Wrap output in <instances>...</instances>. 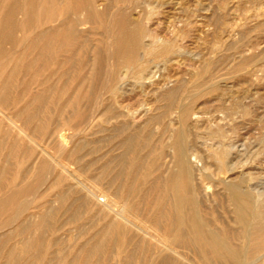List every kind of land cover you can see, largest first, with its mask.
Here are the masks:
<instances>
[{
  "label": "rangeland",
  "instance_id": "rangeland-1",
  "mask_svg": "<svg viewBox=\"0 0 264 264\" xmlns=\"http://www.w3.org/2000/svg\"><path fill=\"white\" fill-rule=\"evenodd\" d=\"M99 1L98 8L102 13L95 18H89L88 21H85L83 24L77 25L78 27L75 26V31L77 30L79 32L76 31L70 35L66 34L69 28L68 26H70L69 23H65V25L60 23L58 25V20L55 22L52 20L55 17L62 18L64 14L63 11L67 9L74 10L78 17H84L87 11L84 9L87 8V0H0V83H3L6 77L7 82L8 79L14 75L7 83L4 81V84L6 83L8 86L5 85L2 87L0 84L2 90L4 89V91H1L0 88V96L2 97H0V101L4 98V100L1 101V103L3 102L1 105L4 106V112L7 116L16 119L17 125L24 126L27 133H34L32 135H35V144L37 143V145H35L25 137L20 138L17 136V133L13 128H10L5 120L0 122V174H4V177L0 175V182L4 179L3 184L2 182L0 183V197L9 191L20 190V195L12 205L0 211V235L5 233L3 238L0 236V250L2 251L6 250L8 247H13L16 253L21 252V241L26 234L25 232H17L18 225L21 222H26V220L30 223L37 222V216L44 206L48 204L56 206L58 204L56 203L57 201L54 200V194H56V191L60 192L68 188L69 186L67 185H71L72 181L58 175V173L60 174V170L57 162L65 161L66 159L63 158L68 156L67 160H70V162L68 161L70 163L69 169L73 171L77 168L76 164L73 163L74 160L71 159L73 156H69L71 147L75 149L73 155L82 156L80 161L83 163L80 162L81 165L91 163L90 167H85L86 171L83 172V170H85L84 167V169H80V171L83 172H80L82 174L80 175L81 179H84L87 175L96 174V172H98L96 169H98L102 162L108 159L110 160L111 156V160L112 158L114 159L120 156L126 157L124 158L127 159L124 161L127 164L125 166H128L126 169H129V166L132 165V163L130 164L129 162H134L131 168L136 177L137 194L133 196V211L138 218L136 217L133 220L137 225H144L145 227H157V225L160 224L161 230L164 231L165 225L163 224H165V222L158 219V215H160L161 211L166 212V209L168 211V207L170 206H167L168 200L165 198L167 196L164 192H162V196H164L163 194H165V196L161 198V192H159V190L161 191L162 188L159 187L161 186L162 179L165 180L164 177L167 176V173L173 165V150L170 148L169 142L172 141L175 132L183 128L184 131H182L185 133L186 138L184 145H187L186 147L189 145L190 148L188 147L187 149H189L192 154L190 155L189 152L191 156L190 159L197 163L194 164H196V166L198 165V168L202 170L201 172L203 174H201L202 176L197 175V182L200 183L197 184L199 189L197 198L199 202V214L203 217L202 219L205 220V224L211 227V229H216L219 233L223 232L228 240L232 236V241H229L232 245L234 243L236 247L239 245L238 247L242 248L249 242L248 245H251V247L254 242V245H259L258 242L264 240V234L259 232L255 233L256 231H254L253 227L256 225L255 222L264 221V204L263 202H255L256 198L258 200L256 192H264V0ZM15 5L18 7L17 11L13 10L16 8ZM140 5L142 8L146 9H142ZM12 6H14V8ZM115 6L117 9H115ZM123 7L124 9H120ZM126 10L127 12L129 11L128 14ZM11 11L12 13L16 11L15 18L12 17L15 19L13 21L10 18L13 15H9ZM105 13L108 16H106ZM118 14L121 18L124 14V18H129V20L133 19L137 22V25H140H138L139 27L149 28L155 35H158L163 40L171 39V41L173 40L175 43L174 53L170 51L166 54H155L154 56L152 54V56L149 55V58L147 55L144 58H148L147 60H149L145 62L149 64L145 67L147 68L145 72H148V70L151 71L148 77L153 83L148 81V77L138 82L139 72L141 71L140 65H138L139 62L135 58V61L132 63H138H136V65L133 64V66L130 63L132 67L130 70L132 72L130 71L131 74L130 72L127 74L125 85L128 86L126 88L129 90L127 89L121 102L119 100L121 107H117L118 105L113 101L112 92L111 95L110 90H106L109 88L106 86L104 80L105 77H107L104 73H109L110 68L112 69L111 71L114 69L117 70V68H115L116 62L113 60H111L113 61L111 63H107V61L104 62V60H106L105 50L108 48V45L106 46V44H108V41L106 42L108 33L104 31L111 16L112 21L116 22L120 19ZM138 14L141 15H139L141 18L138 17ZM8 15L9 17H7ZM136 15L137 18L135 20ZM146 16H148V18H146ZM73 17L74 16L71 18ZM8 18L11 21L7 22L9 20ZM14 21H16L15 24H13ZM68 21H70V19ZM97 21H99L98 24ZM103 21L107 22L104 24ZM94 24H96V26H94ZM11 25L15 26L12 27ZM63 25L65 26L64 28ZM55 27L56 29L59 28L56 30L59 31V33H54L53 37L59 35V39H57L58 37H55V40L53 37L52 39L50 36H43L36 42L35 39H37L39 33L44 32L43 30L45 29L50 30V28L55 30ZM85 29H88L89 32L85 31ZM60 31L62 33H60ZM8 34H10L11 37ZM65 34L68 35L67 38H65ZM5 35L8 36L4 37ZM45 38L47 40L50 39L48 41L51 43L54 40L53 44L50 43L48 46L49 42ZM68 38H72L71 41H68ZM62 39L66 41L63 42ZM33 40H35L36 44L32 42ZM146 40H148L147 37ZM101 41L104 42L102 43ZM45 43L49 51L50 49L52 50L50 51L51 53L48 50L46 51L48 48L45 45L43 46ZM40 45L42 48L38 49L37 47ZM93 47L96 49H93ZM86 49L87 51L90 50L87 52ZM177 51L179 54L177 53L176 55ZM41 52H43L42 54L44 55H42ZM102 52H104V54ZM37 53L38 55H42L39 56L40 59ZM95 53L96 57L94 56ZM99 53L101 56H105L103 57L105 59L98 55ZM140 53L141 51L139 49L138 55ZM45 54L46 56L51 54L50 56L52 57H46ZM160 55L162 56L160 57ZM43 57L46 58L44 59ZM88 57L91 59L89 58V60ZM43 59L44 62L47 59L46 64L41 62ZM69 59L71 63L68 62ZM101 60H103V65L107 66V64H109L108 67L110 68L107 67V71H105L106 67H103ZM92 62H95V65L92 64ZM97 63H101V70L104 69L105 71H101L104 75L102 73L99 74V77L101 76L102 79L97 78L100 82L95 78L98 75V73H95L98 72L96 69ZM48 64L51 66H48ZM52 66L54 68H52ZM74 66L77 69L74 68ZM119 67L124 68L122 64H119L118 68ZM14 68L17 70H14ZM11 69L13 72H17L13 73ZM70 70L72 71L70 72ZM153 70L154 74L152 72ZM68 71L71 75L73 74L72 77ZM9 72L10 77H8ZM92 72L93 75L90 76ZM61 74L62 77H59ZM136 74L138 75L136 76ZM78 77H80V79ZM136 77L138 79H136ZM143 82V86H140ZM89 83L91 84L90 86L95 83L98 88L95 87L96 85L94 84L95 86L93 85V87L95 91H93L94 89L93 87H89ZM129 83H132L134 86ZM145 84L147 87H145ZM103 85L105 86L103 87ZM172 88L175 90H172ZM83 89L88 91L86 92ZM172 91L176 92L172 93ZM85 92L86 94L88 93L89 97L86 96ZM91 93L92 95L94 94V97ZM167 93H170V95ZM37 94L39 95L37 96ZM98 94H100V97ZM80 96H84L87 101H85L84 97L81 98ZM95 97L97 99H95ZM80 98L82 99L81 101ZM110 99L111 101H109ZM69 100L71 101L68 102ZM74 101L75 103L79 102L77 103L78 105H76ZM67 103L68 105L66 106ZM113 103L116 104V108L112 106L114 110L110 109L111 106H109L114 105ZM34 104L37 105L34 107ZM99 104L102 105L98 106ZM39 105L40 107H37ZM32 106L34 108H31ZM19 107L22 110L24 108V112H21L22 114L20 113V109H18ZM28 108H30L31 111ZM122 108L125 110L124 112ZM184 108L185 111L188 110L185 112ZM120 110L122 111V115L119 114L120 116L118 117V112H121ZM183 112L186 114H182ZM190 113H192V115ZM33 114L35 115L33 116ZM16 115L19 116L16 117ZM29 115H32L33 118L31 119L32 116L30 117ZM185 115L186 117H183ZM24 116H27L28 121L30 118V121L28 122ZM51 129L52 131L61 130L57 132H61L60 134L66 137L65 140L68 143V147L71 145L69 147L70 150L68 149L69 151H61L58 146L57 137L54 138L57 132H52ZM50 132H52L54 136ZM49 133L52 136H50ZM72 133L73 135H77L78 133L77 136L75 135L76 138L78 137V142L76 138L72 139L68 136V134L72 135ZM73 141L77 143L75 144ZM79 146L80 148L82 146L81 151ZM165 147L167 148L164 149ZM223 147L226 150H224ZM161 149H164V152ZM76 151H79L77 152L78 154ZM7 152L9 154H7ZM61 152L63 153L61 154ZM160 154L163 155V157H161ZM158 155L160 156L159 158H157ZM165 155L166 158L164 157ZM101 157L104 158L102 159ZM169 160L171 163H169ZM90 161H93V163ZM51 162H53V164H51ZM41 163L44 165H41ZM49 163L52 166H50ZM153 164H156V166ZM149 166L153 167L149 168ZM45 167L46 169L47 167L48 169L51 168L49 169L50 171L46 170ZM55 167V171L57 170V172L52 175ZM92 167L94 170H92ZM149 169L150 171H148ZM2 171L5 172L3 173ZM45 176H47V179ZM45 180L48 182H44ZM59 180H62V182ZM137 180L139 181L137 182ZM67 181L70 182V184ZM55 183L57 184L55 185ZM233 184L234 187L235 185L236 188L238 187L237 189L239 191L242 193L244 192L243 194H245L246 200L244 199L245 201L243 200V203V198L237 199L240 201H235V203L234 199H230L233 197L229 189L232 190ZM138 185L140 189L137 188ZM224 185L232 186L231 188L227 186V188H229L227 189ZM137 189H139V191ZM245 191L247 194L251 193L252 196L250 197V195H247ZM253 195H255V197ZM124 198H126L124 195L119 194V200L121 199L123 201L125 200ZM156 198L159 200H156ZM248 199L255 200L251 203ZM158 201L159 203H157ZM160 201L161 204L163 203L162 205ZM230 201L234 205L231 204ZM236 202L239 207L242 206V208L240 207L241 209L235 206ZM137 204L139 207L136 206ZM233 207L237 210L239 209L237 212L242 211L241 213L244 215V218H246L244 219L245 221H242V224L247 222V225L243 224V226L240 224L241 222H239L237 216H235V214H237L235 213L236 209L234 210ZM250 208H253V211L252 209L250 210ZM259 214H262L263 217L260 216L262 217L260 218ZM233 216L234 220H232ZM251 216L252 219H250ZM235 217L237 219H235ZM256 218L259 221H257ZM11 220H13V222L10 225ZM150 222H154L153 225ZM253 223L254 226L252 227ZM58 224V220L51 218L49 225L45 227L44 233L46 235L44 234V244L47 246L43 248L42 254L46 255L45 257H49L54 255L56 251L61 250V254L66 255V258L61 260L58 264H82L81 262L72 261L70 257L78 250L81 244L90 237V234H92L90 233L92 230L88 229L90 225H87V230L85 228L87 231L85 234L84 229L83 231H80V228L73 230L72 228L74 227L72 224H65L59 232H56L54 228L58 226ZM247 228H250L248 230L250 233L245 232ZM34 231L35 230L32 232L34 234L33 236H38V234H40V231L36 230L39 233ZM245 236L248 237L246 238ZM54 238L58 241L55 242ZM248 238L251 239L249 240ZM246 240L249 242L246 243ZM114 244L115 245H113V242L110 243L106 248V252L94 255L91 258L92 262H99L100 264L178 263L176 259L169 254L166 255L171 259L165 255L154 257L150 245L146 241H142L141 238L132 231L126 233L121 245ZM262 245L259 246L260 249L255 251L256 254L253 253L250 255L251 258L249 257L246 259L244 262L245 264H249L253 261L254 264H257L256 259L264 255V245ZM189 249V247L188 251L187 248L184 249L187 251V256L192 255ZM163 257L168 260L162 263ZM2 260L3 259H0V262ZM178 261L179 264H181V260ZM214 261L216 263L218 260L215 258ZM56 262L58 261L56 260ZM218 262L216 264H218ZM223 262L224 261H221L219 264H223ZM224 264L229 263L227 261Z\"/></svg>",
  "mask_w": 264,
  "mask_h": 264
},
{
  "label": "bare ground",
  "instance_id": "bare-ground-1",
  "mask_svg": "<svg viewBox=\"0 0 264 264\" xmlns=\"http://www.w3.org/2000/svg\"><path fill=\"white\" fill-rule=\"evenodd\" d=\"M67 1H70V0H67ZM80 2V1H79ZM98 2H100L99 0H87V8H84L86 9V15L83 17H78L76 12L72 9H67L66 11H63L64 14L62 16V18H58V17H55L52 21H56L58 20L59 23H57L58 25L61 23V24H64L65 23H69L70 26H68L69 28L67 29V33L66 34H73L75 33V26L78 27L77 25L79 24H83L85 21H88L89 18H95L96 16H99L102 12L99 10L98 8ZM70 3V2H69ZM80 4V3H79ZM113 4V3H112ZM148 5V4H147ZM146 5V6H147ZM16 6V5H15ZM65 6V5H64ZM128 6V4H127ZM139 6V5H138ZM141 6V5H140ZM14 8V6H12ZM11 7V8H12ZM22 7V6H21ZM67 7V6H66ZM81 7V5H80ZM134 7V6H132ZM144 7V6H143ZM17 6L15 9L13 10H16L17 11ZM108 8V7H107ZM126 8V6H125ZM131 8V7H130ZM142 8V6H141ZM151 8V7H150ZM80 9V8H79ZM114 9V8H113ZM115 9H117V7L115 6ZM114 9V10H115ZM120 9H124L123 8H120ZM132 9V8H131ZM142 9H146V8H142ZM141 9V10H142ZM12 10V9H10ZM9 10V11H10ZM16 11H14V13H11L9 15H13L11 16V20H15L13 19L12 17L15 16V13ZM119 11V10H118ZM135 11V10H134ZM143 11V10H142ZM112 12V11H110ZM114 12V11H113ZM120 12V11H119ZM129 12V11H128ZM127 10H126V13L128 14ZM20 13V12H19ZM107 13V12H106ZM105 13V14H106ZM125 13V12H124ZM139 13V12H138ZM143 13V12H142ZM141 13V14H142ZM110 14V13H108ZM115 14V13H113ZM150 14V12H149ZM147 14V15H149ZM152 14V13H151ZM9 15L7 17H9ZM119 15V14H118ZM134 15V14H133ZM140 14H138V17ZM72 16H74L73 18H71ZM103 16V15H102ZM106 16H108L106 14ZM111 16V15H110ZM120 16V15H119ZM70 17V18H69ZM105 17V16H104ZM104 17H103V20H104ZM126 17V16H125ZM134 17V16H133ZM15 18V17H14ZM108 18V17H107ZM112 18V16H111ZM111 18H109V22L107 21H103L104 24L107 22L106 24V29L104 32L108 33V36H107V40L106 42L108 41V44H106V46L108 47L106 50H105V56H101L100 53L98 55H100L102 58L105 57L106 60H104V62L107 61L108 62H116V66L113 71H111L112 69L110 67H108L109 64H107V66L103 65V60H101L102 62V65L103 67H106L105 68V71H107V67L110 68L109 70V73H104L106 74L105 76V82H106V86L109 88V89H106V90H110V94L112 92L113 94V101L118 105L117 107H121V100L122 98L124 97V95L126 94V91L128 88V86H125L126 85V77H127V74H129V72L131 71L130 68L132 69V67L130 66V63L133 64L132 62H134L135 58L137 59V61L139 62H135L134 65H136V63H138V65H140V72H139V81L138 82H141V80H145L148 76H150V72L148 70V72H145L147 71L145 68L147 66L148 63H145L149 60H147L149 58V55L153 56L156 54H166L168 52H172L173 50H175L174 46H175V43L173 42V40L171 41V39H165L163 40L161 37H159L158 35H155L149 28H142L139 27L136 23V21H134L133 19L129 20V18H124V14L121 18L120 16V19L118 21H112ZM137 18V15L135 17V20ZM141 18V17H140ZM146 18H148V16H146ZM9 19V18H8ZM70 19V21H68ZM6 20V19H5ZM10 19L7 21H11ZM107 20V19H105ZM117 20V19H116ZM139 21V20H138ZM16 21H14L13 24H15ZM99 21H97V24H98ZM102 22V20H101ZM134 22V23H133ZM11 23V24H12ZM90 23V22H89ZM92 23V21H91ZM95 23V22H94ZM140 23V22H139ZM17 24V23H16ZM103 24V23H102ZM146 24V23H145ZM9 25V24H8ZM56 25V24H55ZM63 25V28L65 27ZM86 25V24H84ZM83 25V27H84ZM88 25V24H87ZM108 25V26H107ZM142 25V24H141ZM12 27L15 26V25H11ZM61 26V25H60ZM82 26V25H81ZM80 26V27H81ZM94 26H96V24H94ZM105 26V25H104ZM168 26V25H167ZM58 27V26H56ZM56 27L54 28L55 30H52L50 28V30L48 29H45L43 30L44 32H41L38 34L37 36V39L36 42L38 41V39H41L43 36H50L51 38L53 37L54 33H59V31H56L58 29H56ZM62 27V26H61ZM101 29V28H100ZM104 29V27H103ZM178 29V28H177ZM41 30V31H42ZM62 30V29H60ZM81 30V29H80ZM85 31H88V29ZM93 31V30H92ZM79 32V31H77ZM82 32V31H81ZM89 32V31H88ZM87 32V33H88ZM60 33H62L60 31ZM106 33H105V36H106ZM173 33V32H172ZM174 33H175V30H174ZM65 34V35H66ZM10 36V34H8ZM8 35H5L4 37L8 36ZM80 35V34H78ZM174 35V34H173ZM59 36V35H58ZM55 35V37H58ZM68 35L65 36V38H67ZM76 36V35H74ZM11 37V36H10ZM9 37V38H10ZM49 37V38H50ZM53 37V38H55ZM70 37V36H69ZM73 37V35H72ZM77 37V36H76ZM146 37L148 38V40H146ZM173 37V36H172ZM52 38V39H53ZM75 38V37H74ZM106 38V37H104ZM177 38V37H175ZM46 39V38H45ZM59 39V37L57 38ZM69 39V38H68ZM72 38H70L68 41H71ZM35 40H33L32 42H35ZM47 40V39H46ZM45 40V41H46ZM50 40V39H48ZM47 40V41H48ZM56 40V38H55ZM87 40V39H86ZM7 41V40H6ZM11 41V40H10ZM62 41H66V40H63ZM61 41V43H62ZM88 41V40H87ZM35 42V44H36ZM40 42V40H39ZM49 42V41H48ZM54 42V40H53ZM53 42H49L48 46L51 44H53ZM89 42V41H88ZM99 42V41H98ZM102 42V41H101ZM104 42V41H103ZM102 42V43H103ZM42 43V42H41ZM44 43V42H43ZM100 43V42H99ZM40 44V43H38ZM64 44V43H63ZM101 44V43H100ZM105 44V43H104ZM103 44V45H104ZM31 45V44H30ZM46 46V43L43 44V46ZM84 45V44H83ZM89 45V44H88ZM87 45V46H88ZM37 46V45H36ZM53 46V45H52ZM51 46V48H52ZM86 46V44H85ZM92 46V45H91ZM98 46V45H97ZM105 46V47H106ZM34 47V45H33ZM47 47V46H46ZM45 47V48H46ZM96 47V45H95ZM93 47V49L95 48ZM103 47V46H101ZM36 48V47H35ZM38 49L39 48H42L41 45L37 47ZM43 48V49H45ZM48 48V47H47ZM89 48V47H87ZM91 48V47H90ZM104 48V47H103ZM96 49V48H95ZM101 49V48H100ZM141 51V53L138 55V51ZM41 50V49H40ZM39 50V51H40ZM49 51V48L46 49V51ZM82 50V49H81ZM90 50V49H89ZM88 50V51H89ZM99 50V48H98ZM178 50V49H177ZM42 51V50H41ZM50 51H52L50 49ZM49 51V52H50ZM84 52L86 51L83 50ZM87 51V52H88ZM101 51V50H100ZM86 52V53H87ZM96 52V51H95ZM175 51H173L174 53ZM43 52H41L42 54ZM45 53V52H44ZM47 53V52H46ZM51 53V52H50ZM53 53V52H52ZM104 54V52H102ZM178 51L176 52V55H177ZM179 54V53H178ZM38 55V53H37ZM44 55V54H42ZM42 55H38L39 56H42ZM49 55V54H48ZM51 55V54H50ZM45 56L46 57H52V56ZM96 55V53L94 54V56ZM148 55V58L147 59H144L146 56ZM87 56V55H85ZM92 56V55H91ZM93 56V57H94ZM99 56V57H100ZM137 56V57H136ZM150 56V57H151ZM162 55H160L161 57ZM36 57V55H35ZM45 57V58H46ZM71 57V56H70ZM92 57V59H93ZM96 57V56H95ZM44 58V57H43ZM44 58V59H45ZM90 57H88L89 59ZM98 58V57H97ZM103 58V59H105ZM153 58V57H152ZM159 58V57H158ZM40 59V57H39ZM44 59L43 61V64H46V59L45 62H44ZM65 59V58H64ZM67 59V58H66ZM71 59V58H70ZM70 59L68 62H70ZM85 59V58H84ZM87 59V60H88ZM91 59V58H90ZM89 59V60H90ZM101 59V58H100ZM99 59V60H100ZM139 59V60H138ZM154 59V58H153ZM38 60V59H37ZM113 60V61H111ZM146 60V61H145ZM166 60V59H165ZM65 61V60H64ZM63 61V63H65ZM94 61V60H93ZM97 61V60H96ZM95 61V62H96ZM53 62V61H52ZM83 62V61H82ZM95 62L92 64L95 65ZM31 63V62H30ZM49 63V62H48ZM62 63V64H63ZM71 63V62H70ZM99 63V61H98ZM97 63V64H98ZM124 63V64H123ZM152 63V62H151ZM55 64V63H54ZM58 64V62H57ZM56 64V66H57ZM91 64V65H92ZM101 64V63H100ZM98 65L96 66L97 68V71L98 72H95L96 74L98 73L97 77H95L96 79L98 78H101V76L99 77V74L102 73L101 71H104L101 70V65ZM106 64V63H105ZM119 64H122L124 66V68H121L119 66ZM50 64H48L49 66ZM53 65V63H52ZM66 65V63H65ZM80 65V64H79ZM88 65V64H87ZM149 65V64H148ZM17 66V65H16ZM51 66V65H50ZM86 66V65H85ZM89 66V65H88ZM111 66V65H110ZM64 67V66H63ZM81 67H82V64H81ZM80 67V68H81ZM156 67V66H154ZM52 68H54L52 66ZM51 68V69H52ZM72 68V67H71ZM74 68H76L74 66ZM83 68H84V65H83ZM114 68V67H113ZM136 68H139V67H136ZM135 68V69H136ZM152 68V67H151ZM56 69V67H55ZM77 69V68H76ZM14 70H17L14 68ZM73 70V69H72ZM70 70V72L72 71ZM11 71L13 72V70L11 69ZM75 71V70H74ZM104 71V72H105ZM124 71V72H122ZM11 72V73H12ZM17 71H14L13 73H15ZM55 72V70H54ZM57 72V71H56ZM62 72V71H61ZM60 72V73H61ZM69 72V71H68ZM67 72V74H68ZM69 72V74H70ZM76 72V71H75ZM132 72V71H131ZM130 72V74H131ZM153 74H154V70L152 71ZM12 73V75H13ZM53 73V72H52ZM59 73V75H60ZM88 73V72H87ZM10 74V72L8 73V75ZM66 74V73H64ZM103 74V73H102ZM103 74V75H104ZM126 74V75H125ZM152 74V73H151ZM11 75V76H12ZM71 75V74H70ZM73 75V74H72ZM71 75V77H72ZM93 75V72L92 74H90V76ZM95 75V74H94ZM138 74H136L137 76ZM77 76H80V75H77ZM6 77V76H5ZM10 77V75L8 76ZM14 77V75H13ZM13 77H10V78H13ZM59 77H62V74L61 76ZM86 77V76H85ZM83 77V78H85ZM131 77V76H130ZM7 78V77H6ZM6 78L3 80V83H0L1 86H5L6 83L9 81L6 82ZM80 79V77H78ZM91 78V77H90ZM94 78V77H93ZM94 78V79H95ZM134 78H135V75H134ZM149 78V77H148ZM65 79V78H64ZM68 79V77H67ZM97 79V80H98ZM102 79V78H101ZM136 79H138L136 77ZM83 80V79H81ZM93 80V79H92ZM91 80V82H92ZM128 80V79H127ZM134 80V79H132ZM155 80V79H154ZM153 80V81H154ZM4 81L6 82L4 84ZM44 81V80H43ZM137 81V80H136ZM149 82H152V80L149 78L148 80ZM147 81V82H148ZM156 81V80H155ZM158 81V80H157ZM1 82V81H0ZM82 82V81H81ZM98 82H100L98 80ZM137 82V83H138ZM10 83H11V80H10ZM135 83V82H133ZM153 83V82H152ZM157 83V82H156ZM215 83V82H214ZM3 84V85H2ZM9 84V83H8ZM95 83H93L94 85ZM97 84V82H96ZM95 84V85H96ZM130 85L132 83H129ZM127 84V85H129ZM144 82L142 84H140V86H143ZM147 84V83H146ZM145 84V87H147ZM89 87H93L90 86L91 84L89 83L88 84ZM94 85V86H95ZM139 85V83H138ZM153 85V84H152ZM214 85V84H213ZM0 86L1 88V91H4V89L2 90V87ZM8 86V85H6ZM105 85H103L104 87ZM132 86H134L132 84ZM139 86V87H140ZM95 87L98 88V86L96 85ZM102 87V88H103ZM49 88V87H48ZM141 88V87H140ZM9 89V88H8ZM93 91H95V88L93 87ZM112 89V91H111ZM10 90V89H9ZM84 90V89H83ZM82 90V91H83ZM105 90V89H104ZM129 90V89H128ZM171 90V89H170ZM172 90H175L174 88H172ZM84 91H88V90H84ZM92 92V90H90ZM89 91V92H90ZM204 91V90H203ZM9 92V91H8ZM85 92V94H86ZM109 92V91H108ZM176 91H172V93H174ZM94 93V92H92ZM91 93V95H92ZM9 94V93H7ZM84 94V92H83ZM109 94V95H110ZM111 94V95H112ZM170 95V93H167ZM195 94V93H194ZM192 94V95H194ZM4 95V93H3ZM39 94H37L38 96ZM82 95V94H81ZM99 97H100V94H98ZM97 95V96H98ZM102 95V93H101ZM108 95V96H109ZM130 95V94H129ZM168 95V96H169ZM87 97L88 96V93L86 94ZM94 97V94L92 95ZM90 96V97H92ZM1 97V96H0ZM5 97V95H4ZM81 97V96H80ZM84 97V96H83ZM81 97V98H83ZM2 98V97H1ZM8 98V97H7ZM80 98V101L82 100ZM121 98V99H120ZM182 98V97H181ZM10 99V98H9ZM36 99V98H35ZM85 99V97H84ZM91 99V98H90ZM95 99H97L95 97ZM103 99V98H102ZM4 100L1 99V101ZM8 100V99H7ZM89 100V98H88ZM120 100V102H119ZM182 100V99H181ZM0 101V122H3L4 120L9 124L10 128H13L14 131L17 133V136H19L20 138H26L27 140L31 141V143H34L35 144V139H34V136L30 133H27L25 131V127L22 126V125H17L16 124V119L14 117H9L5 114L4 112V106L1 105L3 104V102L1 103ZM35 101V100H33ZM71 100H69L68 102H70ZM85 101H87L85 99ZM111 101V99L109 100ZM100 102V101H99ZM123 102V101H122ZM186 102V101H185ZM8 103V102H7ZM37 103V102H36ZM40 103V102H39ZM75 103V101H74ZM79 103V102H77ZM77 103H75L76 105H78ZM94 103V102H93ZM96 103L98 104L97 100H96ZM102 103V101H101ZM111 103V102H110ZM113 103L114 105H109L111 106L110 109H112L113 107L112 106H115L114 108H116V104ZM242 103V102H241ZM43 104V103H42ZM64 104V103H63ZM72 104V103H71ZM82 104V103H81ZM5 105H6V101H5ZM9 105V103H8ZM35 105L37 104H34V107ZM68 105V103L66 104V106ZM102 104H99L98 106H100ZM28 106V105H26ZM81 106V105H80ZM184 106V105H183ZM24 107V106H23ZM33 106L31 108H34ZM37 107H40L37 106ZM94 107V106H93ZM92 107V108H93ZM97 107V106H95ZM78 108V107H77ZM76 108V109H77ZM80 108V107H79ZM179 108V107H178ZM18 109H20V113L21 112H24V108L23 110L19 107ZM30 109V108H28ZM101 109V108H100ZM119 109V108H118ZM121 109V108H120ZM181 109V108H180ZM26 110V109H25ZM92 110V109H91ZM90 110V111H91ZM114 110V109H112ZM110 110V111H112ZM116 110V109H115ZM188 110V109H187ZM186 110V111H187ZM31 111V109H30ZM121 111V110H120ZM122 111L124 112L125 110H123L122 108ZM122 111L121 112H118V117L120 116L119 114L122 115ZM184 111H185V108H184ZM185 111V112H186ZM192 111V109H191ZM19 112V111H18ZM77 112V111H76ZM115 112V111H113ZM112 112V113H113ZM117 112V111H116ZM182 112V111H181ZM189 112V111H188ZM30 113V112H29ZM79 113V112H78ZM92 113V112H91ZM90 113V115H91ZM127 113V112H125ZM22 114V113H21ZM28 114V113H27ZM32 114V113H30ZM116 114V113H115ZM128 114V113H127ZM182 114H186V113H182ZM192 115V113H190ZM189 114V115H190ZM195 114V113H193ZM25 115V114H24ZM35 114H33L34 116ZM75 115V114H74ZM117 115V114H116ZM125 115V114H123ZM15 116V115H14ZM19 116V115H16V117ZM30 116V115H29ZM32 116V115H31ZM30 116V117H31ZM33 116L31 117V119L33 118ZM79 116V115H78ZM113 116V115H112ZM127 116V115H126ZM115 117V116H113ZM154 117V116H153ZM183 117H186L183 116ZM223 117V116H222ZM19 118V117H18ZM24 118L27 119V116H24ZM146 118V117H145ZM161 118V117H160ZM126 119V118H125ZM182 119V118H181ZM150 120V119H149ZM183 120V119H182ZM28 121V119H27ZM29 121H30V118H29ZM28 121V122H29ZM26 122V120H25ZM135 122V121H134ZM221 122V121H219ZM119 123V122H118ZM132 123V122H131ZM101 124V123H100ZM212 125V124H211ZM210 125V126H211ZM115 127V126H113ZM213 127V126H212ZM8 128V127H7ZM54 128V127H53ZM120 128V127H119ZM155 128V127H154ZM50 129V128H49ZM55 129V128H54ZM84 129V128H83ZM116 129V128H115ZM48 130V129H47ZM59 130V129H58ZM57 130V131H58ZM184 131V128L182 129ZM182 130H179L177 132H175L174 134V137L172 139L171 142H169V146L170 148L173 150V155H172V168L169 170V172L167 173V176H165V180L162 179L161 181V186L159 188H162L161 191L159 190V192H161V198L165 196L167 200H168V204L167 206H170L168 207L169 210L167 211L166 209V212H162L160 213V215H158V219H161L165 222V230H161L160 228V224H157L159 225V228H158V225L157 227L155 226H147L145 227L144 225H137L133 219H135L137 217L136 213L133 211L134 209V205H133V196L136 193V177H135V174H133V169L131 168L133 163L134 162H129L130 164L132 163V165H130L129 169H126V167L128 168V166H125L127 165L126 162H124L125 160L127 159H124L126 157H122L120 155V157H116V158H112L111 160V157H110V160H106L104 162H102V164L98 167V172H96V174H90V175H87L84 177V179H81L80 178V175H82L81 173H83L84 171H86V168L90 167L91 166V163H93V161H90L89 163L90 164H82L80 161L82 158V156H79V155H73L74 152H75V149H73L72 147L70 148L71 151H70V155L69 156H73V163L76 164L77 168L73 171H71L69 169V162L70 160H67V157L66 158H63V159H66L65 161H62V162H57L58 163V166H59V170H60V174L58 173V175H60L61 177H63L64 179H69L70 181H72L71 185H67L69 186L68 188L58 192L56 191V194H54V200L57 201L56 203H58L56 206L52 205V204H48L46 206L43 207V209L40 211L39 215L37 216L38 217V221L35 222V223H30V222H21L18 227H17V232L18 233H23L25 232V236L24 238L22 239L21 241V252H17L16 253V250L13 248V247H8L6 248V250H0V259H3L0 264H58L59 262H61V260H63L64 258H66V255H63L61 254L62 252H60L59 250L55 252L54 255L52 256H49V257H45L46 255L42 254L43 253V248H45L47 245H45L44 243V232H45V227H47L49 225V221L51 218H54L56 220L59 221V224L58 226H55L54 230L56 232H59L62 227L65 225V224H72L74 228H72L73 230H77L78 228H80V231L83 229L87 230V225L89 226L88 229H91L92 234H90V237L83 243L81 244V246L78 248V250L76 252H74L70 259L72 261H77V262H81L82 264H100L99 262H92V257L94 255H97V254H102L104 252H106V248L109 246L110 243L113 242V245H115L114 243L118 244V245H121V242L124 241V237L126 236V233L127 232H134L137 236H139L141 238L142 241H146L149 245H150V248H151V251H152V254L154 255V257L156 256H162V255H165L166 257L168 255L166 254H169L170 256H172L174 259H176V261L178 263H175V264H179V261L178 260H181V264H216L218 261H224V263H226L228 261L229 264H245L244 262L246 261V259H248L249 257L251 258L250 255H252L253 253H255V251H257L258 249H260V245H264V240L261 241V242H258L259 245L255 244L254 242V246L252 245H248L250 242L246 240V243L249 242L247 245L245 244L244 247H241L242 248H239L238 246H234V243L232 245V243L230 241H232L231 239L233 238L231 236V238L228 240V238H226V236L222 233H219V231L217 232L216 229L214 230L211 229V227H209L208 225L205 224V220H203L200 216V212H199V205H198V192H199V189H198V186L197 184H200L199 182H197V175H200L202 176V170L200 168H198V165L196 166V162H193L190 158L192 155L191 152L189 151V149H187L189 147H186L187 145H184V142H185V133L182 131ZM52 131V129H51ZM55 130H53L52 132H54ZM55 131V132H57ZM61 131V130H59ZM182 131V132H181ZM48 132V131H47ZM52 132H50L52 134ZM78 132V131H77ZM49 133L50 136H52L51 134ZM61 133V132H60ZM59 132L56 133V136L57 137V142H58V146L60 147L61 151H66L69 149V146L68 147V143L67 141L65 140L66 137L63 136V134L61 135ZM55 134V133H54ZM76 135V134H75ZM75 135H72L68 134V136L72 139L76 138ZM78 135V133H77ZM76 135V136H77ZM210 135V134H209ZM74 136V137H73ZM211 136V135H210ZM111 137V136H110ZM78 138V137H77ZM77 138H76V141H77ZM105 140V139H104ZM192 140V139H191ZM72 141V140H71ZM28 142V141H27ZM74 142V141H73ZM78 142V141H77ZM76 142V143H77ZM114 142V141H113ZM129 142V141H128ZM75 143V142H74ZM75 143V144H76ZM121 144V143H120ZM37 145V143L35 144ZM205 145V144H204ZM39 146V144H38ZM168 146V145H167ZM209 146V145H207ZM43 147V146H42ZM192 147V145H191ZM194 147V146H193ZM200 147V146H199ZM167 147H165L164 149H166ZM190 148V147H189ZM229 148V147H228ZM59 149V151H60ZM69 149V150H70ZM79 149L81 151L82 149V146L80 148L79 146ZM78 149V150H79ZM89 149V148H88ZM164 149L162 150L164 152ZM193 149V148H192ZM224 149V147H223ZM68 150V151H69ZM226 150V149H224ZM231 150V149H229ZM79 152V151H76V153ZM162 152V153H163ZM167 152V151H166ZM165 152V153H166ZM169 152V150H168ZM167 152V153H168ZM189 152H190V155H189ZM223 152H226V151H223ZM60 153V152H59ZM63 152H61L62 154ZM113 153V152H112ZM161 153V152H160ZM170 153V152H169ZM7 154H9L7 152ZM78 154V153H77ZM126 154V153H125ZM124 154V155H125ZM108 155V154H107ZM161 155V154H160ZM167 155V154H166ZM166 155L164 156L166 158ZM58 156V154H57ZM56 156V157H57ZM62 156V155H61ZM105 156V155H103ZM117 156V155H115ZM171 156V155H169ZM168 156V157H169ZM107 157V156H106ZM160 156L158 155L157 158H159ZM161 157H163V155H161ZM61 158V159H62ZM100 158V157H99ZM98 158V159H99ZM102 158V157H101ZM104 158V157H103ZM102 158V159H103ZM97 159V158H96ZM132 159V158H131ZM59 160V159H58ZM156 160V158H155ZM162 160V159H161ZM69 161V162H68ZM101 161V160H100ZM137 161V160H136ZM158 161V159H157ZM95 162V161H94ZM56 163V164H57ZM83 163V162H82ZM98 163V162H97ZM128 163V162H127ZM128 163V164H129ZM137 163V162H136ZM155 163H159V162H155ZM162 163V162H160ZM169 163L170 160H169ZM196 163V164H194ZM50 164V163H49ZM48 164V165H49ZM51 164H53V162H51ZM50 164V166H52ZM163 164V163H162ZM161 164V165H162ZM199 164V163H198ZM5 165V164H4ZM41 165H44L41 163ZM40 165V166H41ZM74 165V164H73ZM137 165V164H135ZM139 165V164H138ZM154 165V164H153ZM160 165V164H159ZM55 166V165H54ZM156 166V164L154 165ZM83 172L80 171V169H84ZM138 167V166H137ZM153 167V166H152ZM149 166V168H152ZM161 167V166H160ZM3 168V167H2ZM1 168V170H2ZM93 168V167H92ZM159 168V167H158ZM46 169V167H45ZM51 169V168H49ZM48 167L46 170H49ZM56 167L54 168V172H52V175L55 174V172H57V170L55 171ZM136 169V168H135ZM155 169V168H154ZM157 169V167H156ZM94 170V168L92 169ZM91 170V171H92ZM95 170V171H96ZM153 170V169H152ZM50 171V170H49ZM90 171V170H89ZM150 171V169L148 170ZM3 173L5 171H2ZM43 172V171H42ZM59 172V171H58ZM81 172V173H80ZM135 172V171H134ZM138 172V171H137ZM136 172V173H137ZM146 172V171H145ZM200 172V173H199ZM1 173V172H0ZM44 174V173H43ZM145 174V173H144ZM148 174V172H147ZM202 174V175H201ZM1 175V174H0ZM46 175V174H45ZM47 175L49 176V174L47 173ZM85 175V173H84ZM138 175V174H137ZM143 175V173H142ZM146 175V174H145ZM144 175V176H145ZM4 177V174L1 175ZM55 176V175H54ZM57 176V175H56ZM43 177V176H42ZM41 177V178H42ZM47 176H45L46 178ZM139 177V175H138ZM205 177V176H204ZM44 178V179H45ZM57 178V177H56ZM142 178V177H141ZM146 178V177H145ZM160 178V177H159ZM158 178V179H159ZM2 179V177H1ZM47 179V178H46ZM143 179V178H142ZM104 180V181H103ZM4 181V179H3ZM3 181L2 184H3ZM60 181V180H59ZM64 181V180H63ZM103 181V182H101ZM139 180H137L138 182ZM222 181V180H221ZM0 182V183H1ZM44 182H48V181H44ZM62 182V180L60 181ZM68 182V181H67ZM70 184V182H68ZM157 183V182H156ZM1 184V186H2ZM47 184V183H46ZM57 183H55L56 185ZM139 184V183H138ZM223 184V182H222ZM226 184V183H225ZM61 185V183H60ZM230 185V183H229ZM227 185V186H229ZM66 186V187H67ZM154 186V185H153ZM159 186V185H158ZM226 186V185H224ZM227 186L225 188H227ZM232 186V185H231ZM231 186H229L231 188ZM156 187V186H154ZM209 187V186H208ZM140 189V186L138 185V187ZM157 188V187H156ZM158 188V189H159ZM234 188V189H233ZM238 188V187H237ZM236 188V185L234 187V184L232 186V190H230L229 188V191L232 192V197L233 198H230L231 200L234 199V203L235 201H240V200H237V199H240V198H243L242 199V203H243V200L245 199L246 200V196L245 194H243L241 191H239L238 189ZM63 189V188H62ZM139 189H137L139 191ZM209 189V188H208ZM210 190V189H209ZM38 191V190H37ZM206 191V190H205ZM228 191V192H229ZM58 192V193H57ZM158 192V193H159ZM162 192H164L165 194H163L164 196H162ZM207 192V191H206ZM4 193V192H3ZM246 193V191H245ZM258 191L256 192V195L258 196V200L256 198L255 202L258 201L260 203L263 202L264 204V195L263 193H258ZM119 194L121 195H124L126 198H124L125 200H119L118 199V196ZM209 194V193H208ZM247 194V193H246ZM262 194V195H261ZM20 195V190H12V191H9L8 193H5L4 195H2V197H0V211H3L4 208H7L9 206L12 205V203L18 198V196ZM229 195V197H230ZM247 195H250V197L252 196L251 193L247 194ZM255 197V195H253ZM121 197V196H120ZM30 198V197H29ZM159 198H160V194H159ZM160 198V200H161ZM136 199V198H135ZM229 199V200H230ZM26 200V199H25ZM24 200V201H25ZM31 200V199H30ZM29 200V201H30ZM138 200V199H137ZM136 200V201H137ZM156 200H159L156 198ZM244 200V201H245ZM249 200V199H248ZM247 200V201H248ZM254 200H249L251 203L252 201ZM261 200V201H260ZM163 201V200H162ZM18 202V201H17ZM164 202V201H163ZM233 202V201H232ZM20 203V202H19ZM137 203V202H136ZM156 203V202H155ZM159 203V201L157 202ZM231 203V201H230ZM240 203V202H239ZM250 203V204H251ZM259 203V204H260ZM160 204H161V201H160ZM163 204V203H162ZM161 204V205H162ZM233 204V203H231ZM245 204V203H244ZM159 205V204H157ZM166 205V204H164ZM234 205V204H233ZM241 205V204H239ZM247 205V204H246ZM254 205V204H253ZM252 205V207H253ZM138 206V204L136 205ZM235 206L237 207V202L235 204ZM249 206V204H248ZM256 206V205H255ZM259 206V205H258ZM139 207V206H138ZM137 207V208H138ZM242 208V206H240ZM238 206V208H240ZM246 207V206H245ZM250 207V206H249ZM248 207V208H249ZM234 210L236 209L235 207H233ZM240 208V209H241ZM247 208V207H246ZM256 208V207H255ZM252 209L253 211V208H250V210ZM263 209V207H262ZM137 210V209H136ZM233 210V209H232ZM233 210V211H234ZM239 210V209H238ZM236 209V212L237 214H235V216H237L238 218V221L241 222L240 224H242V221H245L244 219V215ZM260 210V209H259ZM232 211V212H233ZM258 211V210H257ZM245 212V211H243ZM248 212V211H247ZM246 212V213H247ZM262 212V210H261ZM259 212V213H261ZM264 212V211H263ZM21 213V212H20ZM251 213V212H250ZM254 213H258V212H254ZM139 215V214H138ZM252 215V214H251ZM14 216V215H13ZM248 216V215H247ZM262 216V214L260 215L259 214V217ZM16 217V216H15ZM14 217V218H15ZM33 217V216H32ZM36 217V218H37ZM153 217V216H151ZM155 217V216H154ZM263 217V216H262ZM260 217V218H262ZM13 218V217H12ZM11 218V219H12ZM61 218V219H60ZM138 218V217H137ZM235 217V219H237ZM258 218V216H257ZM256 218V220H257ZM259 218V219H260ZM63 219V220H62ZM151 219V218H150ZM252 219V216L251 218ZM16 220V219H15ZM14 220V222H15ZM153 220V219H152ZM232 220H234V216L232 218ZM248 220V219H247ZM264 220V219H263ZM29 221V219H28ZM141 221V220H140ZM157 221V220H156ZM249 221V220H248ZM251 221V220H250ZM259 221V220H257ZM13 220H11L10 222V225L12 224ZM252 222V221H251ZM151 223V222H150ZM154 223V222H153ZM153 223H151L153 225ZM207 223V222H206ZM238 223V222H237ZM247 222H245L244 225H247L246 224ZM9 224V223H8ZM140 224V223H139ZM242 224V225H243ZM249 224V223H248ZM255 226H254V223L252 224V227L254 229V231H256L255 233L259 232L261 234H264V221H259V222H255ZM6 225V224H5ZM5 225H3L4 227H6ZM243 225V226H244ZM251 225V224H250ZM249 225V226H250ZM162 226V225H161ZM3 227V228H4ZM51 227V226H50ZM163 227V226H162ZM242 227V226H241ZM246 227V226H245ZM251 227V226H250ZM2 228V229H3ZM164 229V228H163ZM250 229V228H249ZM247 228V233H250L248 232L249 230ZM4 230V229H3ZM33 230H35L34 232H37L36 230L40 231V234H38V236H33L34 234L32 233ZM85 230V234L87 233V231ZM224 230V229H223ZM222 230V231H223ZM243 230V229H242ZM89 231V230H88ZM228 231V230H227ZM240 231V230H239ZM244 232V231H243ZM39 233V232H37ZM36 233V234H37ZM239 233V232H237ZM5 234V233H4ZM4 234H1L0 236H4ZM28 234V235H27ZM228 234V233H227ZM243 234V233H242ZM254 234V233H253ZM46 235V234H45ZM84 235V233H83ZM233 235V234H232ZM236 235V233H235ZM241 235V234H239ZM238 235V236H239ZM77 236V235H76ZM234 236V235H233ZM252 236V235H251ZM250 236V237H251ZM260 236V235H259ZM67 237V236H65ZM235 237V236H234ZM246 238L248 236H245ZM256 237V236H255ZM261 237V236H260ZM264 237V236H263ZM262 237V238H263ZM236 238H237V235H236ZM240 238V237H239ZM254 238V236H253ZM252 238V239H253ZM131 239V238H130ZM242 239V238H241ZM249 240L251 238H248ZM257 239V238H256ZM261 239V238H260ZM259 239V240H260ZM264 239V238H263ZM62 240V239H61ZM254 240V239H253ZM54 241L57 242L58 240L56 238H54ZM256 241V240H255ZM54 242V244H55ZM241 242V241H240ZM243 242V241H242ZM181 243H184V244H181ZM45 246H44V245ZM236 245V244H235ZM262 245V246H263ZM192 246V247H191ZM119 247V246H118ZM121 247V246H120ZM123 247V246H122ZM188 247L191 249H189L190 253L192 254L191 256H187L188 254L186 253L188 251ZM259 247V248H258ZM264 247V246H263ZM262 247V248H263ZM185 248H187V251L184 250ZM260 251V250H259ZM262 251V249H261ZM142 252V251H141ZM264 252V251H263ZM119 253V252H117ZM189 253V252H188ZM189 253V255H190ZM258 253V252H257ZM48 254V253H47ZM151 254V255H152ZM259 254V253H258ZM263 254V253H262ZM132 255V254H131ZM128 256V255H127ZM133 256V255H132ZM253 256H257V255H253ZM130 257V256H128ZM169 257V256H168ZM259 257V256H258ZM257 257V258H258ZM170 258V257H169ZM215 258L216 260H218L216 263H215ZM68 259V258H67ZM69 259V260H70ZM171 259V258H170ZM214 259V260H213ZM256 259V258H255ZM56 260L58 262H56ZM162 263L165 262L166 260H168L167 258L163 257L162 258ZM250 260V259H249ZM248 260V261H249ZM254 260V259H253ZM252 260V261H253ZM257 260V264H264V255L259 257V259H256ZM171 261V260H170ZM174 261V260H173ZM63 262V261H62ZM218 262V264L220 263ZM254 262V261H253ZM253 262H250L249 264H254ZM139 263V262H138ZM167 264V262H165ZM71 264V263H70ZM170 264V263H169Z\"/></svg>",
  "mask_w": 264,
  "mask_h": 264
}]
</instances>
